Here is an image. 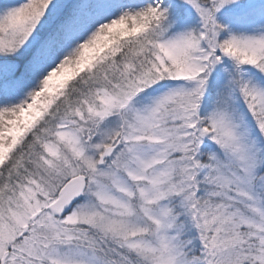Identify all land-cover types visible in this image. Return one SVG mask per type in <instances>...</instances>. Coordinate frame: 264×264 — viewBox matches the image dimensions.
Returning <instances> with one entry per match:
<instances>
[{"label":"snow or ice","instance_id":"snow-or-ice-1","mask_svg":"<svg viewBox=\"0 0 264 264\" xmlns=\"http://www.w3.org/2000/svg\"><path fill=\"white\" fill-rule=\"evenodd\" d=\"M0 264H264V0H0Z\"/></svg>","mask_w":264,"mask_h":264}]
</instances>
